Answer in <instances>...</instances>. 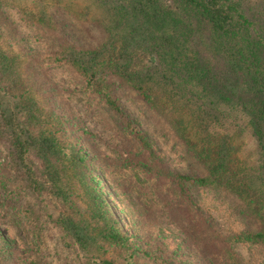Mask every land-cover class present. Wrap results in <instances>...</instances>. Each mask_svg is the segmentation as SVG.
Segmentation results:
<instances>
[{
  "label": "trees",
  "instance_id": "16d2710c",
  "mask_svg": "<svg viewBox=\"0 0 264 264\" xmlns=\"http://www.w3.org/2000/svg\"><path fill=\"white\" fill-rule=\"evenodd\" d=\"M124 91L197 172L161 154ZM76 94L109 111L107 134ZM202 189L240 229L216 222ZM260 262L264 0H0V264Z\"/></svg>",
  "mask_w": 264,
  "mask_h": 264
},
{
  "label": "rangeland",
  "instance_id": "374dc122",
  "mask_svg": "<svg viewBox=\"0 0 264 264\" xmlns=\"http://www.w3.org/2000/svg\"><path fill=\"white\" fill-rule=\"evenodd\" d=\"M56 77L63 84H67L68 80L63 74H57ZM74 97L75 99L72 103L76 107L75 109L84 118V122L88 123L94 131L107 134L109 128L114 124V119L111 117L109 111L98 105L96 109L86 112L82 104V97L78 94L74 95ZM120 103L122 108L131 116L138 127L144 131L148 139L159 149L165 158L171 161L178 171L182 173H193L198 171L196 163L183 152L179 143L171 140L166 132L164 124L144 109L142 102L134 93L125 91L121 93ZM195 197L197 201L211 209L219 225L226 224L228 227L240 229V220L235 214L230 213L231 211L228 208L229 204L227 202L222 199L214 198L213 195L205 189L195 192ZM122 220L125 222L123 217ZM126 228H128L127 225ZM14 233L25 245V237L18 226L14 228ZM236 250L244 257H249L253 251L252 248L245 245H236ZM255 264L264 263L260 262Z\"/></svg>",
  "mask_w": 264,
  "mask_h": 264
}]
</instances>
